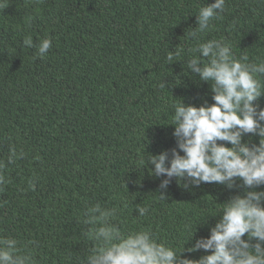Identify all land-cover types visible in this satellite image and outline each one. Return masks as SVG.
I'll list each match as a JSON object with an SVG mask.
<instances>
[{
    "label": "trees",
    "instance_id": "trees-1",
    "mask_svg": "<svg viewBox=\"0 0 264 264\" xmlns=\"http://www.w3.org/2000/svg\"><path fill=\"white\" fill-rule=\"evenodd\" d=\"M214 2L0 0V160L11 146L25 153L5 171L0 235L39 241L37 264H79L92 247L79 223L87 204L126 199L123 230L151 228L177 244L186 242L188 222L218 211L215 202L232 194L223 186L184 189L173 180L162 201L160 179L140 163L175 147L169 125L178 99L211 103L209 85L183 68L193 47L187 32ZM29 35L36 44L51 36L44 57L23 45ZM202 39L230 41L237 57L264 56V0H225ZM136 204L149 207L146 218ZM207 235L198 226L197 238Z\"/></svg>",
    "mask_w": 264,
    "mask_h": 264
},
{
    "label": "clouds",
    "instance_id": "clouds-1",
    "mask_svg": "<svg viewBox=\"0 0 264 264\" xmlns=\"http://www.w3.org/2000/svg\"><path fill=\"white\" fill-rule=\"evenodd\" d=\"M224 10L225 0L201 6L197 26L187 32L193 47L183 71L193 81L209 85L211 103L204 100L197 106L178 99L171 106L169 125L175 147L157 155L145 153L140 163L141 169L150 165L149 175L160 179L162 201L173 180L184 189L216 184L232 194L223 203L215 202L218 211L213 215L194 226L188 222L187 240L180 244L160 241L151 228L123 230L120 215L129 206L126 199L114 207L87 204L79 223L92 247L76 257L79 264H264V107L259 103L264 97V56L237 57L230 41L202 39ZM23 45L44 57L52 38L41 37L36 44L29 35ZM182 51L175 50L167 59ZM24 155L11 146L7 161L0 160V192L8 183V165ZM29 186L34 188V182ZM135 207L139 218L149 215L148 206ZM210 218L214 224L208 223ZM198 226L207 227L208 235L197 238ZM39 247L37 240L21 242L0 235V264H37L33 253Z\"/></svg>",
    "mask_w": 264,
    "mask_h": 264
}]
</instances>
